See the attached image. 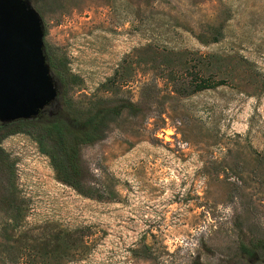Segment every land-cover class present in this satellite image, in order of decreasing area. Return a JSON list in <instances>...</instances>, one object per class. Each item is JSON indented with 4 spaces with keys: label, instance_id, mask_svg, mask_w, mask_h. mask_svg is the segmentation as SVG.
Returning a JSON list of instances; mask_svg holds the SVG:
<instances>
[{
    "label": "rangeland",
    "instance_id": "374dc122",
    "mask_svg": "<svg viewBox=\"0 0 264 264\" xmlns=\"http://www.w3.org/2000/svg\"><path fill=\"white\" fill-rule=\"evenodd\" d=\"M33 1L73 98L117 73L101 95L139 112L80 146L89 196L29 135L0 139V264H264L238 252L264 238V0ZM210 54L237 66L180 92Z\"/></svg>",
    "mask_w": 264,
    "mask_h": 264
},
{
    "label": "trees",
    "instance_id": "16d2710c",
    "mask_svg": "<svg viewBox=\"0 0 264 264\" xmlns=\"http://www.w3.org/2000/svg\"><path fill=\"white\" fill-rule=\"evenodd\" d=\"M26 1L39 13V10L33 6V0ZM42 52L56 89V96L34 117L0 121V139L16 132L29 135L38 151L48 158L55 177L77 193L89 196L94 192V187L89 182L90 175L81 160L80 146L102 139L110 121L118 117L123 109L135 113L139 112V106L126 99L109 102L107 97L101 95V92L110 90V86L113 88L115 85L113 79L117 73L112 79L102 82L96 92L91 93L84 100L73 98L70 90L78 84V77L69 71L63 57L55 56L44 44ZM172 55H177V52ZM172 55L164 57L168 64L173 63ZM226 61L223 56L199 55L198 68H201L202 72L209 71V74L207 76L201 74L198 79L180 83V92L194 93L222 83L224 80L222 77L215 80L212 76H217L218 73L231 75L232 70L237 66L236 61L232 60L229 65ZM123 63L125 59L120 65L122 69ZM168 72L171 74L174 71L171 69ZM196 75L195 71L194 76ZM1 161L0 157V172L5 173L6 169L2 167ZM11 203L12 201L8 200L6 204L12 205ZM259 250H264V238L248 245L243 242L238 244V252L243 257H253Z\"/></svg>",
    "mask_w": 264,
    "mask_h": 264
},
{
    "label": "water",
    "instance_id": "95a60500",
    "mask_svg": "<svg viewBox=\"0 0 264 264\" xmlns=\"http://www.w3.org/2000/svg\"><path fill=\"white\" fill-rule=\"evenodd\" d=\"M38 12L26 0H0V121L28 119L56 89L42 52Z\"/></svg>",
    "mask_w": 264,
    "mask_h": 264
}]
</instances>
